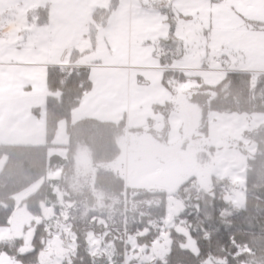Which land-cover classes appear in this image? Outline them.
<instances>
[{"label": "trees", "instance_id": "16d2710c", "mask_svg": "<svg viewBox=\"0 0 264 264\" xmlns=\"http://www.w3.org/2000/svg\"><path fill=\"white\" fill-rule=\"evenodd\" d=\"M117 6L118 0H111L109 7L96 9L94 21L105 25ZM41 13L40 22L47 23V8L31 11L30 16ZM96 32L93 31L94 37ZM160 47L163 49V62L170 65L166 64V59L171 61V55L177 52L179 44L168 40ZM81 55L83 53L75 50L71 62L75 63ZM172 76L181 81L187 79L182 72L165 70L168 87L171 85L167 77ZM91 87L86 67H49L46 144H0V160H4L0 168V227L10 226L18 207L27 208L33 215L32 225L38 222L37 229L33 228L34 236L30 243L28 238L0 241V263L3 258L22 264H41L40 256L49 242L56 245V233L66 230L62 232L65 240H68V233L75 238L73 257L79 245V255L85 264H91L90 257H96L88 241L91 233L101 240L100 247L108 251L104 259L108 264H116L114 257L120 258L121 264H126V255L134 252L126 248L130 238H135L143 249L158 244L169 247V252L158 258L160 264H169V257L175 264H180L181 259L191 260L192 256L199 257V264H264V123L245 131L250 146L256 145V148L253 153L248 147L243 148L247 154L243 206L237 207L219 190L209 191L208 185L222 181V178L213 175L210 183L203 184L192 177L179 188L178 196L185 201L184 209L176 219V227L168 228L165 227L169 212L168 192L127 187L125 177L107 167L122 154L120 142L128 131L127 114L109 121L74 117V110ZM201 88L206 90L202 95L206 97L207 117L211 112L264 114V73L229 70L217 85L204 84ZM195 98L191 100L194 102ZM170 105L167 102L165 106H156V109L167 113L172 109ZM34 111L38 115V110ZM63 124L69 139L68 143L58 144L55 138ZM207 128L208 121L203 128L206 134ZM84 147L90 151L94 173L89 185L76 191V157ZM57 149L65 150V156L51 153ZM57 170H60L58 178L49 177L50 171ZM40 179L39 189L18 206L15 196ZM239 185L233 187L230 195ZM180 219L188 225V234L178 229L182 223ZM62 225L68 229L60 230ZM157 228L164 230L162 243L157 240ZM190 237L196 242L197 252L186 247ZM181 248L187 251L181 253ZM22 253L29 255L21 256Z\"/></svg>", "mask_w": 264, "mask_h": 264}, {"label": "crops", "instance_id": "0c3cea01", "mask_svg": "<svg viewBox=\"0 0 264 264\" xmlns=\"http://www.w3.org/2000/svg\"><path fill=\"white\" fill-rule=\"evenodd\" d=\"M151 1L148 0L149 5H152ZM160 1L164 4V6L163 4L160 6H163L164 11L153 12L152 8L145 5V0H128L132 20L134 7L137 5L139 9V19H137V27L140 28L137 38L138 45L134 53H132V48H129V51L124 48L126 55L123 53L124 58L115 63L108 60L103 61L101 57L97 56L91 60L90 53L97 50L96 47H86L85 49L80 43V39H82L85 46H89L91 43L95 44L97 38L100 35L103 36L107 31L109 20L113 14L110 15L107 23L101 26L93 19L94 11L100 8L99 6L90 5V15H83L80 12L68 14L63 0H0V26L4 30L3 35H0V144H46V87L48 69L51 66L59 68L67 66L86 67L89 69L92 87L84 96L81 104L74 110V117H91L109 121L117 120L126 113L127 124L129 125L130 123L133 124L136 119L135 116L131 115L132 113L129 114V110L138 107L141 124L139 126L133 124V127L129 128V134L132 132L142 133L143 129L151 128L152 124H155L152 118L158 115L156 114L158 110L156 106H162L169 102L170 91L163 84V81L165 83V70L172 69L182 72L183 75L187 76V79L181 86L198 80L192 94L189 92L188 95L182 90L178 100L175 98L176 104L183 110L189 132H193L198 126V121L203 118L204 108H206V99L201 100V96L206 93V90L200 87L205 83L200 74L198 79H190L193 73L188 71L195 69L189 65L193 62L191 55L185 57L190 45L188 38H185L184 34L178 33L177 26L190 22L193 16L199 15L202 10L208 7V2L206 0H182L180 6V0ZM110 2L111 0H108V4L104 8L109 7ZM119 3L120 0L114 13L118 12ZM232 3L240 5V0L211 2V11L215 9L216 12L218 9L216 19L221 21L220 24L224 27L221 28L220 26L221 29L228 28V25L223 22L233 15L228 7ZM158 6L155 5L154 8L156 9ZM37 8L48 9L49 21L47 23L40 22L42 13L30 16V12ZM244 11L246 15H249V10ZM263 13L264 7H261L255 14ZM235 17V19H240L238 16ZM241 21L244 23L243 20ZM210 26L213 30V20H211ZM231 28L234 30L232 34L227 36L230 37V42L242 35L243 31L241 30H248L244 25ZM88 30L91 38L88 36ZM93 31H97L95 37ZM254 32H261L259 34L260 43L264 47V31ZM254 32L251 33L255 35ZM111 35L112 39L117 38V36ZM215 35L216 32L213 36ZM90 39H92L91 42ZM168 40L178 43L179 48L175 54L171 55V61L166 59V64L170 65H165L162 59L164 54L160 57L159 53L163 52L160 46H163V43ZM230 42L218 41L219 46L225 44L228 47H218L219 53L223 51L229 53L228 55L219 56L216 59L214 56L212 63L215 65H210L203 60L202 67L196 69H200V71L215 78L217 74L224 73L225 76L229 70L256 74L264 73V67H252V61L248 63L247 58L251 53L250 47L230 48ZM210 44L212 45V43ZM108 48L112 52L111 46ZM75 50L82 52L83 55L78 57L75 63H72L71 55ZM208 50L209 47L207 46L205 52L207 53ZM243 53H247V56L239 57ZM183 58H187V61ZM176 88L180 91L178 85ZM194 95H196L197 102L196 98L194 102L191 100ZM153 105L156 113L151 110ZM34 109L38 110V115ZM152 115L154 116L151 117ZM242 120L244 122L250 121L249 118H242ZM68 139L69 136L65 130V124H63L56 135L55 142L65 144L68 143ZM251 147L253 148L252 152H254L256 145ZM137 150L139 152L144 151ZM56 151L65 156L59 149ZM171 156L173 155L164 153L166 162L169 163ZM202 176L209 178L212 174L202 173ZM193 177L197 176L194 175ZM52 178H58V176ZM196 179L201 180L198 177ZM209 180L211 181V179ZM157 186V188H163L159 184ZM243 202L244 200L241 203L233 201L237 207H242ZM95 238L98 237L95 236ZM100 242V239L95 240L94 246H99ZM107 255L108 251L101 249V252L96 254V258L102 261Z\"/></svg>", "mask_w": 264, "mask_h": 264}, {"label": "rangeland", "instance_id": "374dc122", "mask_svg": "<svg viewBox=\"0 0 264 264\" xmlns=\"http://www.w3.org/2000/svg\"><path fill=\"white\" fill-rule=\"evenodd\" d=\"M63 1L68 14H70V12H80L83 13V15H90V5H97L100 8H104L108 4V0ZM206 1L208 2V7L205 8V10H202L199 15L193 16L190 22L179 24L177 26V31L178 33L184 34L185 38H188V44L190 45L187 53L185 54V57L191 55V61L193 62L189 65L195 68L188 71L189 73H193L190 79H198L200 74L206 85L214 86V84L221 82L224 73L217 74V77L215 78L196 68L202 67L203 60L210 65H215L212 63V58L214 56H220V49L218 47L228 48L225 44H221V46H219L218 41L229 43L230 37L227 36L232 34V31L234 30V28L231 27H240L244 25V23L240 19H235V14L232 13L233 15H231L228 20L225 19L223 22L228 25V28L221 29L224 27L221 26V21L219 22V20L216 19L218 9L216 12L215 9L211 11V0ZM144 3L147 7L152 8L153 12L164 11L163 3L162 7H160L162 5L161 4L156 9L153 5L148 4V0H145ZM179 4L180 6L182 5V0L179 1ZM244 4H246V0H240V5ZM260 8L259 0H257L256 5H249L246 10H249V15H252L258 12ZM241 10L245 9L242 8ZM114 11H116V9H114L111 13L113 15L109 20V27L107 31L103 34V36L100 35L97 38L95 44L91 43L89 46H85L82 39H80V43H82L81 45L83 48L86 49V47H96L97 50H91V60L95 59L97 56L99 58L101 57L103 61L108 60L110 62L113 61L118 63V61H121L124 58L123 53H125L126 49L129 51V48H132V53H134L137 48V38L139 37L138 31L140 29L137 27V19H139L138 6L136 5L134 7L133 11L135 12V15L133 12V20L131 18V14L129 13L128 0H120L118 12L114 13ZM254 17L264 18V13L255 14ZM211 20H213V30L210 26ZM241 31H243L242 35L239 38H234L230 42V48L233 47L241 49L243 47H250L249 51L251 53L247 58L248 63L252 61V67H264V47L260 43L259 37L261 32L248 30ZM215 32L216 35L213 36ZM251 32H254L255 35ZM87 33L88 36H90L89 30ZM111 34L117 36V38L112 39ZM118 37L120 38L118 39ZM91 40L92 39H90V42ZM210 43H212V45ZM109 46H111L112 52L109 51ZM207 46L209 47V50L206 53L205 49ZM246 54L247 53H243L239 57H246ZM183 60L187 61V58H183ZM167 80L168 83L170 82L171 87H168L164 81L163 84L170 91V99L168 101L171 103L170 107H172V109H169L167 113L166 111L162 112L158 109L156 113L155 106L153 105L151 110L158 114L156 116H151H154L152 119H154L155 124H152L149 129H143L142 133L132 132L131 134H129V128L133 127V124L135 126H139L141 124L139 121L140 109H138V107H133L129 110V114L132 113L131 115L133 117L135 116L136 119L133 124L130 123L128 125L126 137L120 142L122 154L115 162L111 163L107 167L123 174L126 179L127 187L134 189L166 190L168 192L170 211L168 212V218L165 220V227L170 228L176 227V219L184 209L185 201L178 196L179 188L194 175L201 179L203 184H208L210 181L209 179H211L213 175L222 179L231 177L237 184L239 183L240 185L238 189L234 190L235 192L233 191V196H231L232 194H229L226 196V199H232V201L239 203L244 200V192L242 188L245 181L244 172L247 164V154L243 152V148L248 147L250 152L253 150L246 137L245 131L251 130L254 127L256 128L261 123H264V114L251 115L237 112H211L207 117L206 108H204L203 118L198 121V126L194 129V131L189 132L185 123L183 110L178 107L175 98L178 100V96L182 93V90H184L183 92L188 95L190 93L192 94L194 92V87L198 84V80L182 86L181 84H183L186 79L181 81L180 78H174L172 76L167 77ZM177 85L180 91L177 90ZM193 98H195V96H193ZM201 100H205V95L201 96ZM165 105L166 103L163 106ZM242 118H249L250 121L244 122ZM207 121L208 134H206V130H203ZM84 148L85 149L82 148L80 152H78L76 157V170L74 172V190L76 191H80L84 187L88 186L94 173V166L90 159V151L86 147ZM137 149L144 151L139 152ZM59 151L66 154V151L63 149H59ZM53 152L57 151H51V153ZM164 153L166 155H173L171 156L169 163L166 162L167 160L164 157ZM3 164L4 160H0V168H2ZM54 172L55 171H50L49 177L60 176V170H57L55 173ZM202 173H208L209 175L212 174V176H209V178L205 176L203 178ZM41 183L42 180L40 179V181L33 183L19 192L15 196L18 206L24 199L35 193L39 189ZM158 184L163 188H157ZM33 219V215L27 208L18 207L12 217L10 226L0 227V241L14 238H28L30 230L33 228L37 229L36 224H38V222H35L32 225ZM180 221L182 223L178 226V229L181 232L188 234L189 228L188 225L185 224V220L180 219ZM62 229L64 230L68 228L62 225L60 226V230ZM65 231L62 232L64 233ZM62 232L56 233L58 237L55 238H58V245L49 242V246L41 254V264H49L50 257H52L53 254L56 256L67 255L69 248L74 253L76 242L73 234L71 233L68 236V240L71 239V243L66 248L63 244L68 240H65L64 237L63 240L61 239ZM98 239L99 238L96 239L95 235L92 233L88 236V241L90 242L93 254H99L101 252L102 248L99 247L100 245L94 246L95 240L98 241ZM129 243L135 247L136 251L132 254H127L126 260L134 255H140L143 252V248H140V246L137 245L135 238H130ZM186 247L193 252L197 251L196 242L191 237L188 238ZM167 252H169V247L164 244H158L150 247L149 255L152 256L154 253L155 256L153 259L155 260L156 258H163ZM0 264L22 263L16 260H3L2 258Z\"/></svg>", "mask_w": 264, "mask_h": 264}, {"label": "snow or ice", "instance_id": "6c2138e0", "mask_svg": "<svg viewBox=\"0 0 264 264\" xmlns=\"http://www.w3.org/2000/svg\"><path fill=\"white\" fill-rule=\"evenodd\" d=\"M212 3H219L220 0H211ZM257 0H246V4L244 5H237L236 3L229 4L228 7L231 10L232 13L235 14V16H238L241 20L244 21L245 28L249 31H264V18H258L251 15H246L243 9H247L249 5H256ZM259 6L264 7V0H259ZM229 53L221 52L220 57H224L228 55ZM234 54V53H232ZM218 57H214L216 59ZM222 62V61H221ZM163 223V222H161ZM162 229L157 228V240L159 242H163L165 240V236L163 234ZM49 237L51 238V234H49ZM61 239L63 240V233H61ZM77 236V240H78ZM140 239L139 237L137 238ZM71 243V239L64 242L63 246L68 247V245ZM126 248H131L133 251H136L135 247L129 243L126 245ZM79 245L77 246V254L75 257H73V251L69 248L67 255L65 256H56L53 254L52 257H50L49 264H76V261L79 260V264H85V260L83 257L79 255ZM34 251V250H33ZM150 248H144L143 252L140 255H134L132 258L127 259L126 264H160L159 259L156 258L155 260L153 257L155 254L153 253L152 256L149 255ZM187 249H180L181 253L186 252ZM29 253H22L21 256H27ZM189 255H191L189 253ZM116 264H121V259L114 257ZM91 264H98L96 257H90ZM38 264V262H36ZM99 264H108L107 260H102L99 262ZM169 264H175V261L172 259V257H169ZM180 264H199V257L198 256H192L191 260H180Z\"/></svg>", "mask_w": 264, "mask_h": 264}, {"label": "built area", "instance_id": "2783aa9c", "mask_svg": "<svg viewBox=\"0 0 264 264\" xmlns=\"http://www.w3.org/2000/svg\"><path fill=\"white\" fill-rule=\"evenodd\" d=\"M152 5H161L162 2L160 0H152ZM4 30L2 29V26H0V35H3ZM163 55V52L159 53V56L161 57ZM236 182L231 177H228L226 179H223L222 181H219L217 183H210L208 185L209 191L213 192L215 190H219L220 193L224 195H229L232 192L233 187L236 186Z\"/></svg>", "mask_w": 264, "mask_h": 264}, {"label": "water", "instance_id": "95a60500", "mask_svg": "<svg viewBox=\"0 0 264 264\" xmlns=\"http://www.w3.org/2000/svg\"><path fill=\"white\" fill-rule=\"evenodd\" d=\"M33 236H34V229H31L30 232H29V234H28V239H27V242L28 243H30L32 241Z\"/></svg>", "mask_w": 264, "mask_h": 264}, {"label": "flooded vegetation", "instance_id": "af4514ba", "mask_svg": "<svg viewBox=\"0 0 264 264\" xmlns=\"http://www.w3.org/2000/svg\"><path fill=\"white\" fill-rule=\"evenodd\" d=\"M56 245H58V244L56 243Z\"/></svg>", "mask_w": 264, "mask_h": 264}]
</instances>
